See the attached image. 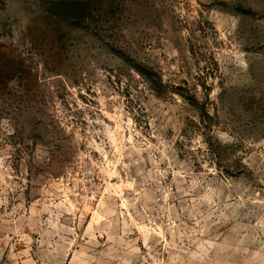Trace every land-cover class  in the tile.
<instances>
[{"label": "rangeland", "instance_id": "1", "mask_svg": "<svg viewBox=\"0 0 264 264\" xmlns=\"http://www.w3.org/2000/svg\"><path fill=\"white\" fill-rule=\"evenodd\" d=\"M0 264H264V0H0Z\"/></svg>", "mask_w": 264, "mask_h": 264}]
</instances>
